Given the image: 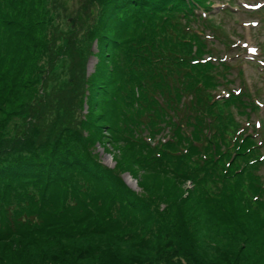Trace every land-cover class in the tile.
<instances>
[{"label": "trees", "instance_id": "obj_1", "mask_svg": "<svg viewBox=\"0 0 264 264\" xmlns=\"http://www.w3.org/2000/svg\"><path fill=\"white\" fill-rule=\"evenodd\" d=\"M8 1L11 11L0 16V197L8 204L0 206V264L44 262L27 250L60 245L68 239L59 236L75 232L123 239L126 223L111 213L150 208L97 160L94 146L107 137L121 150L118 171L136 163L170 186L190 181L193 204L264 238V139L232 111L249 116L260 106L249 90L219 93L233 68L244 69L208 49L202 24L221 26L197 10L209 11L215 0H90L97 16L84 41L100 50L88 75L93 52L79 47L78 28L55 36L28 3ZM212 35L226 48L235 43ZM47 50L52 64L69 60L70 74L55 93L41 94L38 61ZM18 116L23 128L8 137L5 123Z\"/></svg>", "mask_w": 264, "mask_h": 264}, {"label": "rangeland", "instance_id": "obj_2", "mask_svg": "<svg viewBox=\"0 0 264 264\" xmlns=\"http://www.w3.org/2000/svg\"><path fill=\"white\" fill-rule=\"evenodd\" d=\"M16 1L28 3L27 7H32L31 11L38 14L43 23L47 22V26L53 25L55 36L59 32L68 33L72 28H78L77 38L81 41L79 47L89 48L93 52L87 53L86 73L88 75L95 71L100 48L96 41H84L88 39L85 31L90 26L92 28L97 16L94 15L97 8L94 4L90 5V0ZM8 4L9 1L7 3V0H0V16L11 11ZM236 4L241 8L235 6L234 14L220 13L219 9L211 11L214 16L211 14L209 18L215 24H220V29L214 30L210 26L202 25L206 28L208 49L215 48V52H226L230 62H239L245 71L248 87L257 91L263 101V110L258 114L251 110L249 116L246 115L256 122L255 117L264 119V20L258 13H250L246 9L248 6L260 7L264 5V0H236ZM220 5L217 3L215 6L219 8ZM262 15L264 16V12ZM212 32L222 38L230 35L235 44L226 48L219 39L211 35ZM49 36L52 37L47 34V38ZM57 42L59 45L61 39H57ZM48 53L47 50L43 53L44 58L38 61L41 67L37 73L42 77L36 90L41 94L45 91L55 93L59 88L58 84H66L70 74L67 68L68 59L61 56L52 64L47 59ZM228 77L232 80L230 86L234 89L243 84L237 68H233ZM221 91L228 94L227 89ZM19 100L23 102L26 98ZM160 100L163 101L161 96ZM86 110L85 105L83 113ZM232 111L237 120L242 117L241 109L233 107ZM81 114L80 112L79 116ZM23 123L22 117H12L5 123V134L10 137L17 131L20 132ZM103 143L98 142L94 146L93 152L97 155V160L114 172H120L123 182L134 192L141 194L150 208L143 207L139 215H125L123 209L110 212L114 222L120 225L118 220L122 218L126 223V235L123 239L106 238L104 235L105 238L89 239L87 234L75 232L72 235L59 236L68 239L60 245L49 244L35 248L36 250L29 249L28 254L36 255L50 264H106L107 261H110L109 264H118V260L121 264H264V238L250 237L233 224H221L209 215L208 209H204L207 207L193 204L189 197V192L194 187L192 182L187 181L182 186H170L164 180L148 178L145 170L136 163H131V168L125 166L123 171H118L116 156L121 154V150L108 137ZM260 173H264V169ZM2 205L8 206L6 199L0 197V206ZM44 262L35 264H45Z\"/></svg>", "mask_w": 264, "mask_h": 264}, {"label": "snow or ice", "instance_id": "obj_3", "mask_svg": "<svg viewBox=\"0 0 264 264\" xmlns=\"http://www.w3.org/2000/svg\"><path fill=\"white\" fill-rule=\"evenodd\" d=\"M252 51H256V49H251Z\"/></svg>", "mask_w": 264, "mask_h": 264}]
</instances>
